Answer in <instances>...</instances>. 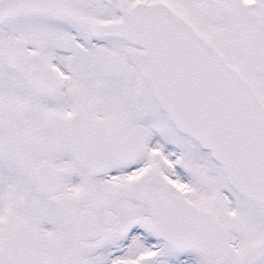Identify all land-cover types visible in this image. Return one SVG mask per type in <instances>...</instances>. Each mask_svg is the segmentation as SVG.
I'll list each match as a JSON object with an SVG mask.
<instances>
[{
  "label": "snow or ice",
  "instance_id": "obj_1",
  "mask_svg": "<svg viewBox=\"0 0 264 264\" xmlns=\"http://www.w3.org/2000/svg\"><path fill=\"white\" fill-rule=\"evenodd\" d=\"M0 264H264V0H0Z\"/></svg>",
  "mask_w": 264,
  "mask_h": 264
}]
</instances>
